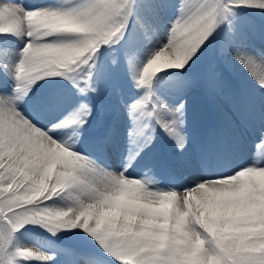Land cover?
Instances as JSON below:
<instances>
[{"label": "snow or ice", "instance_id": "1", "mask_svg": "<svg viewBox=\"0 0 264 264\" xmlns=\"http://www.w3.org/2000/svg\"><path fill=\"white\" fill-rule=\"evenodd\" d=\"M134 7L135 0H55L26 9L16 0H0V34L24 38L18 56L4 64L15 82L12 94H0V264H16L17 257L52 259L30 248L8 250L13 233L28 223L53 234L78 228L115 264H264V165L253 161L230 174L195 181L183 191H153L148 186L154 181L147 175L125 174L151 136L130 150L124 167L114 172L73 150L71 139L55 138L67 126H83L92 113L89 104L80 103L44 128L17 107L44 77H66L81 95L95 92L93 69L100 47L127 39L132 18L143 33L155 32ZM236 8L264 11V0H181L166 41L133 73L136 86L146 91L126 105L133 124L130 144L138 130L159 126L178 148L184 147V103L169 107L150 81L161 69L185 70L213 42L221 24L228 27L218 54L231 53L264 89V51H251L237 40L229 21ZM209 82L217 86L214 72H209ZM142 121L149 123L141 128ZM256 147L264 153V132ZM60 194L73 204L61 209L44 203ZM85 264L101 262L88 256Z\"/></svg>", "mask_w": 264, "mask_h": 264}, {"label": "bare ground", "instance_id": "2", "mask_svg": "<svg viewBox=\"0 0 264 264\" xmlns=\"http://www.w3.org/2000/svg\"><path fill=\"white\" fill-rule=\"evenodd\" d=\"M37 1L16 0L17 3L23 4L25 8H29L31 5L36 8L45 7L55 2V0H43L40 5L36 4ZM180 4L181 0H137L134 7L135 15L142 17L145 22H150L155 32L153 33L150 30L147 34L143 33L136 25L135 19L132 18L135 31L147 38L148 41L153 42L159 49L161 44L166 41V29L170 26V21L179 15ZM234 13L229 21L235 25L237 40L246 45L251 51H264V11L236 8ZM165 16L169 22L163 20ZM23 46L24 38H18L12 34H0V62H2L0 63V76L10 84L8 90L11 93L8 91V95L12 94V87L15 82L11 76L6 74L4 63L11 57L9 54L10 49L15 48L20 51ZM166 55L168 54L166 53ZM161 60H164V58L162 57ZM129 63L131 68L135 70L139 68V62L135 58ZM217 70L215 75L222 74L225 77L222 83L216 81L217 86L213 88L209 79H206V85L201 89L198 82H194L189 88H184L183 92L179 93L177 102L188 103L196 96L217 90L224 97V100L229 101V106L225 110L210 103L208 106H205V103L197 105L196 118L190 122L186 130L181 132L185 140L182 149L177 147L176 141L167 135L163 129L160 128L154 131L152 127L146 128L142 132L138 130V134L135 136V144H130L128 133L133 127L132 120L127 122L125 119L118 118L115 112L108 115V118L100 117L98 125L95 123V121H98L95 120V117L88 116L87 122L83 126L70 125L71 128L67 129L77 128V133L84 135V137L94 132L98 137L103 135L106 140L110 138L112 148H115V150L108 151L111 158L109 164L112 166L109 165V169L114 172H119L124 167L125 157L129 155L130 150L135 152L145 144L147 137L151 136V142L143 147L139 156L132 161L128 172L125 173L133 178H141L147 175L151 179L150 176L156 172H163V165L170 160L175 161L171 162L176 163L177 169L180 170L181 176H183V182L178 184L181 191L192 187L195 181L230 174L233 169H237L234 168L237 163L232 164V160L223 153L222 140L219 138L217 131L224 128V122L229 123L231 121L237 125H244L249 121L251 127L256 130L257 135L260 137L261 132H264V92L260 90L249 92L240 89L249 87L248 80L252 78L245 69H239L237 66L230 68L227 64L221 62ZM96 74L93 70V82L96 91H89L83 95L78 93L66 77H44L33 84L37 88L30 93L29 99L23 98L22 100L25 101L22 103L18 101L17 107L36 124L46 122L50 124L52 121L60 120L73 112L80 103H87L92 108V103L86 99V95L94 94L99 90L98 75ZM46 80L55 82L48 83L45 82ZM242 91L246 94L244 95ZM145 123L149 122L142 121L140 127L142 128ZM114 125V128H107V126L112 127ZM100 126L105 128H99ZM93 127L99 129L95 132L92 129ZM189 129H192V132H189ZM250 130V127H247L248 137L253 136V132L250 133ZM55 138L64 140L59 136ZM89 140L91 143H96L97 138L92 137ZM261 165H264V162Z\"/></svg>", "mask_w": 264, "mask_h": 264}, {"label": "rangeland", "instance_id": "3", "mask_svg": "<svg viewBox=\"0 0 264 264\" xmlns=\"http://www.w3.org/2000/svg\"><path fill=\"white\" fill-rule=\"evenodd\" d=\"M136 2L137 0H135V3ZM40 3H43V0H38L36 4ZM34 6L36 5L34 4ZM33 8L36 7L31 5L26 9ZM166 18V16L163 17V20L169 22ZM227 27L228 23L220 25L216 30L213 42L202 51H199L198 54L189 61L185 70L161 69L155 74L150 81V87L155 95L162 99L169 107H175L181 103L180 101L177 102V99L179 93L183 92L184 88L187 89L194 82H198L201 89H203L206 85V79H209V72H217L221 62H224L230 68L237 66L239 69H244L235 61L231 53L225 56L218 54V47L226 35ZM124 35L127 39L116 42L110 40L107 45H102L98 50L99 55L95 57L96 67L93 70L97 73L96 75H98L97 82L99 90L94 94L86 95V99L92 103V113L90 116L98 120L95 121L97 125L100 123V117L108 118V115L113 112L117 114L116 116H118V118L120 117L129 122L131 118L129 117L126 105L137 100L146 91L145 87L138 88L136 86L133 73L142 67L148 57L157 50V47L153 42L148 41L147 38H144L139 32L135 31L131 19L129 20L127 31ZM19 52L20 51L15 48L9 50L10 56H18ZM125 52L128 53L127 57L125 56ZM133 58L139 62V68L137 70L130 67L129 62ZM163 62L164 60L159 61V63ZM215 77L216 81L219 83H222L225 78L222 74H217ZM248 84L249 87H242L240 89L249 92L256 90L264 92V89H261L252 78L248 80ZM9 86L10 84L8 81L2 79L0 76V94L8 95V91L10 92V90H8ZM36 88L37 86H33L32 90L24 98L28 100L30 93L35 91ZM243 91L242 93L245 95L246 93ZM24 101L25 100H22L20 102L22 103ZM209 103L214 106H220L225 110H227V106H229V101L224 100V97L217 90L208 91L206 94L194 97L188 101V103H184L183 126L180 131L186 130L190 122L196 118L195 111L197 105L204 104L208 106ZM152 123L154 124V122ZM37 125L44 128L49 124L46 122ZM114 127L115 125L112 127L107 126V128ZM247 127H250V133L253 132V136L248 137ZM67 128L71 127L67 126L61 129L57 136L64 140L71 139L73 150L89 157L96 165L109 169V165L111 166V164H109L111 158L108 151L115 150V148H112L113 145L110 143V138L106 140L105 136L101 135L98 137L94 132L84 137V135H79L80 133H77V128ZM99 128L105 127L100 126ZM92 129L95 132L98 130L94 127ZM159 129V126H155L154 131ZM74 131L77 134H74ZM190 131L192 132V129H189V132ZM217 132L219 138L222 140L221 146H223V153L232 160V164L234 162L237 163L234 168H239L253 161H256L258 165L264 162V153H259L256 147L260 141V137L257 135L256 130L251 127L249 121L244 123V125H237L231 121H229V123L224 122V128ZM92 137L97 138L96 143L90 142L89 139ZM171 161L173 160L165 162L163 165V172H156L154 175L150 176L151 180L154 181V183L148 186L150 190L159 191L175 189L178 191L180 189L178 184L183 182V176H181L180 170L177 169L176 163H173L175 161ZM44 203L47 206L62 209L71 206L73 201L71 199H58L57 196H54ZM17 248L34 249L40 253L51 256L52 259L45 261L17 257L16 264H85V258L88 256H95L100 260L101 264H115L110 257L106 256L101 251L93 238L78 228L56 229L55 234H53V232L49 231L47 227L41 224L28 223L13 233V238L8 245V250L13 251Z\"/></svg>", "mask_w": 264, "mask_h": 264}, {"label": "trees", "instance_id": "4", "mask_svg": "<svg viewBox=\"0 0 264 264\" xmlns=\"http://www.w3.org/2000/svg\"><path fill=\"white\" fill-rule=\"evenodd\" d=\"M58 199H68L64 194L57 195Z\"/></svg>", "mask_w": 264, "mask_h": 264}, {"label": "clouds", "instance_id": "5", "mask_svg": "<svg viewBox=\"0 0 264 264\" xmlns=\"http://www.w3.org/2000/svg\"><path fill=\"white\" fill-rule=\"evenodd\" d=\"M129 192H134L135 190L134 189H128Z\"/></svg>", "mask_w": 264, "mask_h": 264}]
</instances>
